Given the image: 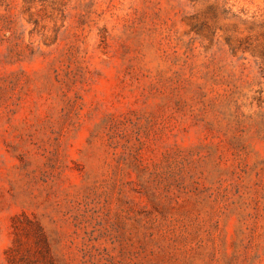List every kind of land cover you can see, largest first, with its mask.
Here are the masks:
<instances>
[{
  "label": "rangeland",
  "instance_id": "obj_1",
  "mask_svg": "<svg viewBox=\"0 0 264 264\" xmlns=\"http://www.w3.org/2000/svg\"><path fill=\"white\" fill-rule=\"evenodd\" d=\"M0 264H264V0H0Z\"/></svg>",
  "mask_w": 264,
  "mask_h": 264
}]
</instances>
